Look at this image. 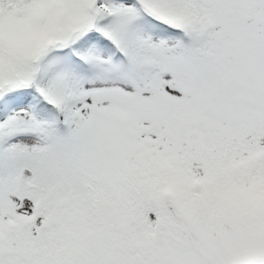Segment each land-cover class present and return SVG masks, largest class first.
I'll list each match as a JSON object with an SVG mask.
<instances>
[{"label": "snow or ice", "instance_id": "6c2138e0", "mask_svg": "<svg viewBox=\"0 0 264 264\" xmlns=\"http://www.w3.org/2000/svg\"><path fill=\"white\" fill-rule=\"evenodd\" d=\"M0 264H264V0H0Z\"/></svg>", "mask_w": 264, "mask_h": 264}]
</instances>
